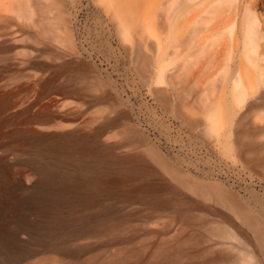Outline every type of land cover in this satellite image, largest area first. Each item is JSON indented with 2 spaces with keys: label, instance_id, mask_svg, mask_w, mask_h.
<instances>
[{
  "label": "bare ground",
  "instance_id": "6f19581e",
  "mask_svg": "<svg viewBox=\"0 0 264 264\" xmlns=\"http://www.w3.org/2000/svg\"><path fill=\"white\" fill-rule=\"evenodd\" d=\"M146 5L157 10L159 23L149 53L142 51L145 32L133 0H115L108 18L135 53L138 70L147 72L148 93L161 109L152 118L156 123L160 116L162 125L154 137L119 111L107 92L95 99L109 106L78 122L63 107L17 108L19 88H9L14 80L0 85V264H195L201 253L185 245L210 237L221 240L215 253L204 250L210 262L264 264V194L251 190L245 198L213 174L209 161L201 171L191 155L174 152L187 136L190 154L224 149L264 172V0ZM64 6L58 0H0V71L19 55L38 52L61 60L30 61L53 69L41 82L42 94L52 88L97 94L106 84L67 59L77 45ZM15 24L18 30L11 32ZM16 32L29 48L10 53L20 40ZM110 110L119 111L116 119L105 115ZM101 117L103 125L92 128ZM115 125L122 129L107 139L120 141L102 140ZM134 199L173 208L171 224L181 223L179 234L158 243L140 235L129 216L155 212L124 210ZM240 241L245 249L234 244Z\"/></svg>",
  "mask_w": 264,
  "mask_h": 264
},
{
  "label": "rangeland",
  "instance_id": "374dc122",
  "mask_svg": "<svg viewBox=\"0 0 264 264\" xmlns=\"http://www.w3.org/2000/svg\"><path fill=\"white\" fill-rule=\"evenodd\" d=\"M58 1L65 4V12L70 19L77 45V53L68 56L67 59L71 63H74V65L80 63L89 67L92 75L100 77L106 84V87L97 94L90 92L74 94L60 88H52L46 94H42L41 82L43 79L51 76L53 69L36 67V65H31L30 61L37 60L54 65L59 64L61 60L51 61L45 55L44 57L40 56L38 52H33L30 56L19 55L17 63L12 60L7 61L8 63L4 64L3 70L0 71V85L6 82H13L14 80L9 88L14 85L19 88L17 108L32 106L34 110L40 108L53 110L56 107H63L62 109L68 111L69 115H76L78 117L76 121L78 122L87 121L89 118L91 119L96 115L95 113L99 108L109 106V102H102L95 99L107 92L110 98L114 99L119 105V111L132 114L134 124L139 125L143 129L146 128V131H151L149 133L154 137L152 133L155 130L161 129L162 125L160 123V116L156 117V123L152 121V118L155 113L161 115V109L157 108V104L154 103L148 93V84H146L145 79L147 72L145 70H138L135 53L125 48V41L121 33L117 32L114 23L108 18V13L114 9L115 0ZM133 3L135 10L138 11L137 16L142 20L140 26L142 29L144 28L143 32H145L142 51L146 54L149 53L148 44L155 39L158 33V17L154 15L157 10L151 8L152 6L146 5V0H133ZM17 30L18 26L16 24L10 28L11 32ZM14 35H17V38L19 37L20 40L17 42V46L11 49L12 51L10 50V53L27 50L29 47L24 38L25 36L21 35L20 32ZM64 79L65 77L61 76L59 82H62ZM79 82L83 83L82 80ZM118 112L110 110L105 115L109 116V118L116 119ZM137 115L141 117L142 124L138 122ZM103 123L104 118L101 117L94 121L91 127L102 126ZM121 129L122 126L115 125L101 139L113 142L120 141L119 138L107 139V137ZM182 143L184 147L179 152L177 150L174 152L179 153V156L184 158H188L191 155L194 158L191 164L198 166L201 171H205L204 162L209 161L208 167L213 170V174L224 180L226 184L233 185L235 189L243 193L242 195L245 198L248 197L249 191L251 190L264 194V172L262 170L238 161L234 154L224 149L219 154L213 155L190 154L192 151H190L191 146L187 136L184 137ZM164 144L168 147L172 146V143L166 140ZM125 150L126 148L115 149L117 152ZM120 203L123 202L120 201ZM152 204L153 201L134 199L131 205L124 210L135 209L140 211L144 210L145 212H155L141 216L139 214L129 216L140 227V235L148 236V241L158 243L162 239H173L175 235L179 234V229L182 227L181 223L175 224L173 222L171 224L174 217L169 213L173 208H161V206L156 207ZM211 219L221 220V217L211 216ZM142 220H145L146 223H142ZM244 242H234V244L239 248L245 249ZM220 246V239L210 237L209 242L205 244L196 246L185 245V249L188 252L194 251L201 253L199 257L195 258V264H238L236 262H210L208 255H203L204 250H207L206 248H211V253H215L221 249ZM237 250V248L235 250L227 249L225 252L233 253Z\"/></svg>",
  "mask_w": 264,
  "mask_h": 264
}]
</instances>
